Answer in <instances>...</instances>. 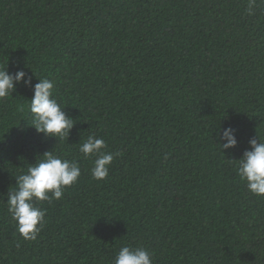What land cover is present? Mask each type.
<instances>
[{"label": "trees", "instance_id": "16d2710c", "mask_svg": "<svg viewBox=\"0 0 264 264\" xmlns=\"http://www.w3.org/2000/svg\"><path fill=\"white\" fill-rule=\"evenodd\" d=\"M7 66L53 81L75 125L37 133L23 83L0 99V264H113L123 246L153 264H264V196L236 160L264 139V0H0ZM90 134L119 154L103 180L79 151ZM51 150L81 175L37 203L46 223L25 240L6 194Z\"/></svg>", "mask_w": 264, "mask_h": 264}, {"label": "clouds", "instance_id": "9594fccd", "mask_svg": "<svg viewBox=\"0 0 264 264\" xmlns=\"http://www.w3.org/2000/svg\"><path fill=\"white\" fill-rule=\"evenodd\" d=\"M253 14V6L247 9ZM27 77V79H26ZM18 83L33 88L28 109L31 114L30 125L45 138L67 136L75 122L53 95L54 82L48 78L39 77V82L32 85V78L20 69L10 73L7 68H0V99H4L16 90ZM218 144L222 151L237 146L236 130L230 125L219 126L215 130ZM250 149L245 150L238 161L237 175L245 182L247 190L255 196H264V139L253 137L249 140ZM106 143L95 134H90L80 144L79 151L85 157L95 155L91 168L92 178L103 180L107 178L110 165L118 153L104 151ZM81 168L77 161L63 159L53 150L38 155L26 172L15 177L16 187L7 195V210L12 220L16 222L18 233L25 240H35L44 227L46 212L37 203L60 199L63 190L77 182ZM113 264H153L152 253L146 248L123 246L119 249Z\"/></svg>", "mask_w": 264, "mask_h": 264}]
</instances>
